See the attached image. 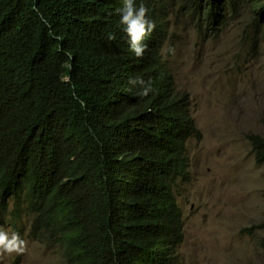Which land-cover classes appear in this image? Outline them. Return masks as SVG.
I'll return each instance as SVG.
<instances>
[{"label":"trees","instance_id":"trees-1","mask_svg":"<svg viewBox=\"0 0 264 264\" xmlns=\"http://www.w3.org/2000/svg\"><path fill=\"white\" fill-rule=\"evenodd\" d=\"M187 1L213 33L245 6L264 23V0ZM134 3L156 25L142 57L124 0H0V226L28 215L66 264H177L183 242L174 187L196 130L160 54L168 0Z\"/></svg>","mask_w":264,"mask_h":264},{"label":"rangeland","instance_id":"rangeland-1","mask_svg":"<svg viewBox=\"0 0 264 264\" xmlns=\"http://www.w3.org/2000/svg\"><path fill=\"white\" fill-rule=\"evenodd\" d=\"M167 7L160 54L196 130L187 174L174 187L183 233L177 264H264V165L249 140L264 137V23L245 6L213 33L187 0ZM31 220L19 224L25 250L0 251V264H66L58 244L33 237ZM6 224L0 229L11 237L10 216Z\"/></svg>","mask_w":264,"mask_h":264},{"label":"clouds","instance_id":"clouds-1","mask_svg":"<svg viewBox=\"0 0 264 264\" xmlns=\"http://www.w3.org/2000/svg\"><path fill=\"white\" fill-rule=\"evenodd\" d=\"M119 11L120 23L125 26L124 31L130 37V47L136 56L142 57L147 47L142 41L156 26L154 21L148 18L149 9L143 3L137 7L134 0H124V6ZM129 83L143 85L144 81L137 78L130 79ZM149 90L150 87L144 88L138 95L146 96ZM24 250L25 241L20 239L17 233H12L9 237L6 231L0 229V251L11 254L13 252L22 253Z\"/></svg>","mask_w":264,"mask_h":264}]
</instances>
